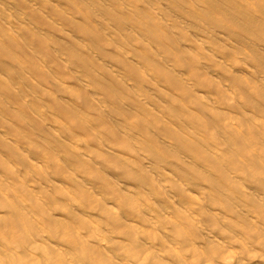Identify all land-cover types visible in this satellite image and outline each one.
Returning <instances> with one entry per match:
<instances>
[{
	"label": "bare ground",
	"instance_id": "obj_1",
	"mask_svg": "<svg viewBox=\"0 0 264 264\" xmlns=\"http://www.w3.org/2000/svg\"><path fill=\"white\" fill-rule=\"evenodd\" d=\"M0 264H264V0H0Z\"/></svg>",
	"mask_w": 264,
	"mask_h": 264
}]
</instances>
